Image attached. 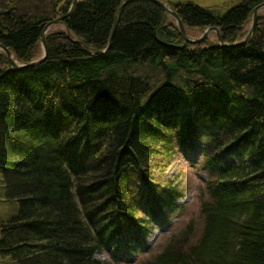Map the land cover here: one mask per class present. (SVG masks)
<instances>
[{
    "label": "trees",
    "instance_id": "obj_1",
    "mask_svg": "<svg viewBox=\"0 0 264 264\" xmlns=\"http://www.w3.org/2000/svg\"><path fill=\"white\" fill-rule=\"evenodd\" d=\"M73 1L0 0V43L20 64L37 60L44 26ZM262 2L171 5L187 34L217 26L233 43ZM61 25L46 31L36 66L14 69L0 50V172L18 204L0 221V255L18 264H264V14L233 48L185 42L152 0H78ZM180 154L207 176L200 222L143 255L153 225L181 208L168 174ZM104 252L108 263L95 258Z\"/></svg>",
    "mask_w": 264,
    "mask_h": 264
},
{
    "label": "rangeland",
    "instance_id": "obj_2",
    "mask_svg": "<svg viewBox=\"0 0 264 264\" xmlns=\"http://www.w3.org/2000/svg\"><path fill=\"white\" fill-rule=\"evenodd\" d=\"M29 4L33 2V0H28ZM31 1V2H30ZM166 2L168 5L171 3L177 2H185L192 1L196 4H199L204 7H216L217 9H225L231 4L238 2L239 0H162ZM260 14H264V8L260 10ZM173 19L171 15L168 14V21L170 22ZM174 20V19H173ZM175 23V21H174ZM176 24V23H175ZM217 27V26H216ZM250 24H248V27ZM63 29V25L58 23L53 25L49 29ZM206 28H190L187 29L188 37L190 39H196L202 35ZM218 28V27H217ZM48 29V30H49ZM219 30V28H218ZM220 34V30H219ZM205 39H209L212 42H217V34L216 32L210 31L208 36ZM204 39V40H205ZM200 156V151H196L193 153L192 158L195 160ZM229 161L236 162L235 158H229ZM171 168L168 171L169 175H172L177 184L181 187L183 191V196L176 203L181 207L180 210L171 213L168 216L167 222H156L153 225V228L147 233L142 247L139 249L140 253L143 255L154 253L160 250L167 239L174 233L179 231L190 219H194L195 222L199 223L200 218L198 215L199 211V202L201 199V189L204 185V182L207 180V176L205 172L196 171L192 166L189 165L187 160L180 154L174 160V163L171 164ZM18 204L16 201L9 200L6 197L5 193V184L3 182V176L0 172V221H5L17 214ZM95 258L103 263H108L110 261L109 254L107 252L96 254ZM125 260L133 263L136 259L133 254L124 255ZM135 258V259H134ZM134 259V260H133ZM133 260V261H131ZM0 264H18L11 257H2L0 255Z\"/></svg>",
    "mask_w": 264,
    "mask_h": 264
},
{
    "label": "water",
    "instance_id": "obj_3",
    "mask_svg": "<svg viewBox=\"0 0 264 264\" xmlns=\"http://www.w3.org/2000/svg\"><path fill=\"white\" fill-rule=\"evenodd\" d=\"M76 1H78V0L73 1L71 8L66 15L55 18V19L51 20L50 22H48L44 26V29H43L42 33L40 34V43H41L42 48H43V53H42L41 57L38 58L37 60L31 61L27 64H20L14 59V56L12 55L11 51L6 46H4L3 44L0 43V50L5 53L7 59L9 60L10 64L12 65V67L14 69H21L24 67L36 66V65H38L44 61V59L46 58V55H47V47H46V40H45L46 31L50 27H52L53 25L61 23L62 20L67 15H69L71 13L73 5L75 4ZM152 1H154L156 4H158L166 13H168L169 15H171L174 18L177 29H178L180 35L182 36V38L185 40V42L195 43V42L202 41L208 36L210 31L214 30L217 34L218 45L225 47V48H233V47L245 45L248 42V40L250 39V37L252 36V34L254 32V28H255V24H256V20H257V14H258L259 10L264 7V2H262L253 8V10H252V24H251V27H250L248 33L246 34V36L243 39H241L239 41H235L233 43H224L220 37L219 30L216 26H210L206 30H204V32L202 33V35L200 37H198L196 39H190L186 34V30H185L183 22L180 20L179 16L174 11V9L172 8L171 5H168L166 2H164L162 0H152ZM114 29H115V24L113 25V28H112V31L110 34L109 42L111 41L112 33H113Z\"/></svg>",
    "mask_w": 264,
    "mask_h": 264
}]
</instances>
